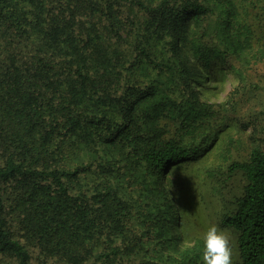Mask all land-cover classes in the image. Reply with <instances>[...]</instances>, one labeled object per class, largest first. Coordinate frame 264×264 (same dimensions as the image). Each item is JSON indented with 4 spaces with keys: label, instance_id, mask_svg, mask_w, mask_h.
<instances>
[{
    "label": "trees",
    "instance_id": "trees-1",
    "mask_svg": "<svg viewBox=\"0 0 264 264\" xmlns=\"http://www.w3.org/2000/svg\"><path fill=\"white\" fill-rule=\"evenodd\" d=\"M253 44L264 0H0V262L202 264L199 246L152 248L195 239L163 179L208 150L174 135ZM229 168L244 184L218 225L239 264H264V150Z\"/></svg>",
    "mask_w": 264,
    "mask_h": 264
},
{
    "label": "rangeland",
    "instance_id": "rangeland-1",
    "mask_svg": "<svg viewBox=\"0 0 264 264\" xmlns=\"http://www.w3.org/2000/svg\"><path fill=\"white\" fill-rule=\"evenodd\" d=\"M258 47L254 44L244 47L234 60V70H221L223 66L219 64L213 68L210 80L203 81L199 88L201 100L210 106L195 125L182 126L174 135L175 140L184 144L203 140L208 150L189 162L174 165L163 179L173 187L171 196L184 218L183 232L195 233V239L187 237L179 251L152 247L162 259L187 258L194 254L195 247H201L203 232L210 224L218 225L223 208L234 200L244 184L237 170L229 165L246 159L253 148L264 150V51ZM124 182L127 192L131 189L137 192L138 186L131 178ZM151 191L149 199L156 203ZM143 228L139 237L145 241L147 232ZM156 229L152 228L153 232ZM198 260L202 261L201 253ZM233 264H239L234 249Z\"/></svg>",
    "mask_w": 264,
    "mask_h": 264
},
{
    "label": "clouds",
    "instance_id": "clouds-1",
    "mask_svg": "<svg viewBox=\"0 0 264 264\" xmlns=\"http://www.w3.org/2000/svg\"><path fill=\"white\" fill-rule=\"evenodd\" d=\"M202 264H233L231 234L213 223L201 236Z\"/></svg>",
    "mask_w": 264,
    "mask_h": 264
}]
</instances>
